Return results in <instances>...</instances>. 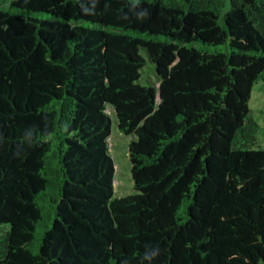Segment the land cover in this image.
I'll return each mask as SVG.
<instances>
[{"label":"trees","instance_id":"16d2710c","mask_svg":"<svg viewBox=\"0 0 264 264\" xmlns=\"http://www.w3.org/2000/svg\"><path fill=\"white\" fill-rule=\"evenodd\" d=\"M224 8L0 0V264H264V0Z\"/></svg>","mask_w":264,"mask_h":264},{"label":"rangeland","instance_id":"374dc122","mask_svg":"<svg viewBox=\"0 0 264 264\" xmlns=\"http://www.w3.org/2000/svg\"><path fill=\"white\" fill-rule=\"evenodd\" d=\"M230 7V0H225L226 11ZM151 80L157 82L154 70L145 67L143 71V81ZM250 114L259 125L258 144L264 148V81L256 83L251 92L249 100ZM108 112L113 117L112 132L108 139L109 151L115 163L114 192L115 196L122 197L136 193L131 173V157L129 146L134 135H126L117 125V117L112 107L108 106Z\"/></svg>","mask_w":264,"mask_h":264}]
</instances>
